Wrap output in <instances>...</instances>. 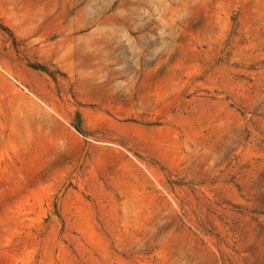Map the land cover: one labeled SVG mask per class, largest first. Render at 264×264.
Segmentation results:
<instances>
[{"label": "rangeland", "instance_id": "rangeland-1", "mask_svg": "<svg viewBox=\"0 0 264 264\" xmlns=\"http://www.w3.org/2000/svg\"><path fill=\"white\" fill-rule=\"evenodd\" d=\"M0 264H264V0H0Z\"/></svg>", "mask_w": 264, "mask_h": 264}]
</instances>
